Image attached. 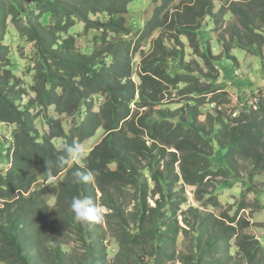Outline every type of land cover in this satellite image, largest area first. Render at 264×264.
<instances>
[{
	"label": "trees",
	"instance_id": "1",
	"mask_svg": "<svg viewBox=\"0 0 264 264\" xmlns=\"http://www.w3.org/2000/svg\"><path fill=\"white\" fill-rule=\"evenodd\" d=\"M133 1L0 0V124L14 126L0 141V264H108L107 237L117 247L112 264H264V244L242 213L261 209L258 197L234 208L218 197L242 160L251 175L264 172V97L235 115L218 108L219 58L197 38L222 9L214 11V0H152V14L133 30ZM227 2L245 36L264 40V0ZM77 23L96 32L90 51L68 33ZM9 27L32 44L28 84L12 70ZM185 42L202 66L184 61ZM173 90L183 103L170 108L181 102ZM204 103L216 105L203 112ZM60 115L71 119L68 130ZM99 128L104 135L83 162L94 180L75 184L80 165L56 158ZM61 175L50 206L49 186L32 187ZM77 195L104 207L98 223L74 219Z\"/></svg>",
	"mask_w": 264,
	"mask_h": 264
},
{
	"label": "rangeland",
	"instance_id": "2",
	"mask_svg": "<svg viewBox=\"0 0 264 264\" xmlns=\"http://www.w3.org/2000/svg\"><path fill=\"white\" fill-rule=\"evenodd\" d=\"M181 0H173L172 4H177ZM239 5V4H238ZM222 6V8H220ZM154 8L152 0H134L128 8L126 18L131 24L133 30L139 29L143 26L145 21L150 17ZM222 9V14L218 17L216 23L209 22L203 28H201L197 38L201 39V43L207 42L206 45L210 48L212 54L217 55L219 73L218 78L215 81L216 85L221 88L220 92L216 94V102L218 108H220L226 115H235L243 110H250L255 108L256 103L261 97H264V40L253 34L251 38L245 36V30L238 23V19L235 13L229 11V2L225 3V0H214V11ZM44 19L48 18V14L43 16ZM259 32L264 36V28H259ZM69 34L74 35L76 46L84 51H90L95 44L94 34L95 31H85L82 23H77L73 28L69 29ZM202 33V34H200ZM237 33L236 36H234ZM157 32L153 34L156 36ZM234 36V37H233ZM237 36L241 37L243 42H240L242 46H239ZM249 39V40H248ZM251 41L250 45L248 42ZM4 43L8 45L10 53L8 55L11 61V67L13 72L22 77L25 83H29L31 76L34 74V70L31 69L33 65L32 61V44L28 43L24 38L20 37L14 28H10ZM149 45L143 44V48L146 51ZM227 51L226 54H224ZM139 55V54H138ZM226 55L227 57H225ZM135 56V62L137 61ZM233 57V58H232ZM185 62H189L194 67L196 61L202 66L199 58L188 47L187 42L184 43V55ZM138 62V61H137ZM176 70V65L179 67L177 60L173 62ZM202 68V67H199ZM179 69V68H177ZM207 70L203 67V71ZM215 74V73H214ZM216 77V76H215ZM208 82V81H207ZM181 86V85H180ZM173 101H181L171 103L170 108H175L182 105V95H178L176 90L172 91ZM177 94V96H175ZM211 94L203 95L205 101L210 98ZM100 99L98 98V100ZM215 103H204L201 107L202 111H212ZM94 109H97L95 106ZM61 122L65 130L69 129V122L71 119L66 118L65 115H60ZM14 133V126L11 124H0V141H9ZM104 132L99 128L95 135L83 140V144L87 146L88 151L101 139ZM56 144H61V139H55ZM221 154H217L213 157V162L220 163L218 157ZM249 170L248 164L241 161L238 174L231 175L224 179L225 184L218 190L219 200L227 207H236L237 203L241 199H245L247 203H252L255 197H258L261 209L255 210L254 206L247 208L243 213V216L248 217L252 223L248 232L255 236L261 244H264V172L251 175L246 172ZM60 177H52L48 180H44L39 177L34 188L41 187L43 185L49 186V193L46 200L50 206L55 203L56 194L58 191V183ZM186 194L188 195L189 202H193V196L191 188L186 187ZM104 211V207H99ZM217 212V210H216ZM106 248V257L108 264H112V258L117 249L114 239L107 237L104 241ZM71 245H63V248L68 250ZM176 264H180L177 263Z\"/></svg>",
	"mask_w": 264,
	"mask_h": 264
},
{
	"label": "clouds",
	"instance_id": "3",
	"mask_svg": "<svg viewBox=\"0 0 264 264\" xmlns=\"http://www.w3.org/2000/svg\"><path fill=\"white\" fill-rule=\"evenodd\" d=\"M89 157V151L83 143H72L65 145L62 153L57 156L59 166L69 164L80 165L71 172L72 182L75 184L90 183L94 180L92 171L83 168V162ZM52 174L51 168L47 162V171ZM70 211L77 222L83 224L98 223L102 218V210L89 197L73 196L69 205Z\"/></svg>",
	"mask_w": 264,
	"mask_h": 264
}]
</instances>
